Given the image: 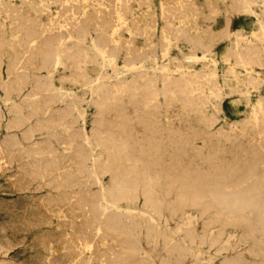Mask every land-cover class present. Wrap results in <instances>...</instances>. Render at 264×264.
Returning a JSON list of instances; mask_svg holds the SVG:
<instances>
[{"label": "rangeland", "instance_id": "rangeland-1", "mask_svg": "<svg viewBox=\"0 0 264 264\" xmlns=\"http://www.w3.org/2000/svg\"><path fill=\"white\" fill-rule=\"evenodd\" d=\"M52 1L0 0V264H264V112L254 119L257 105L264 104L263 0H247L237 13L230 0ZM116 9L123 11L124 22L117 21ZM115 26L118 55L114 65H104L90 44ZM46 41L53 50L64 47L58 64L45 60ZM203 55L204 60L193 59ZM131 60L146 69L123 72ZM101 74L97 90L93 80ZM184 79L193 81L197 92H179L175 85ZM112 84L120 85L123 95L111 94ZM122 99L132 101V113L116 112L103 121L101 103L109 113ZM190 137L192 146L173 144ZM160 142L156 153L151 144ZM101 186L108 206L99 200ZM178 186L196 193L200 203H180ZM232 196L253 205L230 211L224 199Z\"/></svg>", "mask_w": 264, "mask_h": 264}, {"label": "bare ground", "instance_id": "bare-ground-1", "mask_svg": "<svg viewBox=\"0 0 264 264\" xmlns=\"http://www.w3.org/2000/svg\"><path fill=\"white\" fill-rule=\"evenodd\" d=\"M44 1V0H43ZM49 1V0H48ZM54 1V0H53ZM52 1V2H53ZM67 1V0H66ZM77 1V0H76ZM102 1V0H101ZM125 0H123L120 4H122L123 2H124ZM127 1V0H126ZM131 1V0H130ZM135 1V0H134ZM137 1V0H136ZM172 1V0H171ZM176 1V0H175ZM181 1V0H180ZM187 1V0H186ZM191 1H193V0H191ZM206 1V0H205ZM220 1V0H219ZM231 1V3H232V12L233 13H237V12H239L240 11V9H242V8H244L245 6H246V4H247V0H230ZM30 2V1H29ZM68 2V1H67ZM98 2V1H97ZM106 2V1H105ZM112 2V1H111ZM159 2V1H158ZM166 2V1H165ZM178 2V1H177ZM189 2V1H188ZM210 2V1H209ZM263 2H264V0H263ZM39 3H41V2H39ZM61 3V2H60ZM170 3V2H169ZM183 3V2H182ZM187 3V2H186ZM192 3V2H191ZM191 3L189 2V4L191 5ZM217 3V2H216ZM47 4V3H46ZM111 4V3H110ZM116 4V3H115ZM118 4V3H117ZM168 4V3H167ZM171 4V3H170ZM173 4V3H172ZM177 4V3H176ZM195 4V3H194ZM212 5H213V3H211ZM40 5V4H39ZM62 5V4H61ZM128 5H129V3H128ZM173 5H175V4H173ZM173 5H172V7H173ZM216 5V4H215ZM214 5V6H215ZM264 5V4H263ZM262 5V6H263ZM64 6H66V5H64ZM75 6V5H74ZM79 6V5H78ZM77 6V7H78ZM101 6H103V5H101ZM119 6V5H118ZM117 6V7H118ZM125 6V5H124ZM123 6V7H124ZM131 6V5H130ZM139 6V5H138ZM178 6H179V4H178ZM192 6H193V4H192ZM207 6H209V3H207ZM216 6H218V5H216ZM70 7V6H69ZM114 7V6H113ZM122 7V6H121ZM129 7V6H128ZM162 7V6H161ZM181 7V6H180ZM210 7V6H209ZM213 7V6H212ZM59 8H61V7H59ZM58 8V9H59ZM71 8V7H70ZM82 8V7H81ZM89 8V7H88ZM141 8V7H140ZM183 8H187V7H185V5L183 6ZM190 8H192V7H190ZM197 8H198V6H197ZM196 8V9H197ZM203 8V7H202ZM201 8V10H203ZM218 8V7H217ZM226 8H228V6H226ZM230 8V7H229ZM228 8V9H229ZM47 9V8H46ZM72 9V8H71ZM127 8L125 7V10H126ZM135 9V8H134ZM166 9H168V8H166ZM169 9H171V8H169ZM180 9V8H179ZM194 9V8H193ZM40 11H42V9H39ZM48 10V9H47ZM61 10V9H60ZM117 10V9H116ZM130 10V9H129ZM158 10H160V8L158 9ZM198 10V9H197ZM199 10H200V7H199ZM211 10V9H210ZM210 10L208 11V12H210ZM215 10V9H214ZM213 10V11H214ZM30 11V10H29ZM133 11V10H132ZM142 11V10H141ZM151 11V10H150ZM172 11V10H171ZM192 11H194V10H192ZM218 11V10H217ZM72 12V11H71ZM92 12H94L93 10H92ZM108 12V11H107ZM128 12V11H127ZM216 12V11H215ZM252 12V11H251ZM114 13V12H113ZM125 13V15H126V12H124ZM132 13V12H131ZM166 13V12H165ZM172 13V12H171ZM194 13V12H193ZM192 13V14H193ZM225 13V12H224ZM14 14V13H13ZM98 14V13H97ZM96 14V15H97ZM141 14V13H140ZM212 14H214V12L212 13ZM211 14V15H212ZM218 14V13H217ZM216 14V15H217ZM37 15V14H36ZM82 15V14H81ZM95 15V14H94ZM101 15H102V13H101ZM105 15H106V13H105ZM116 18H117V21H121V22H124V18H123V11H122V14H121V12L119 11V10H117L116 11ZM195 15V14H194ZM224 15V14H223ZM254 15V14H253ZM65 16V15H64ZM68 16V15H67ZM76 16V15H75ZM74 16V17H75ZM134 16V15H133ZM150 16V15H149ZM178 16V15H177ZM184 16H185V14H184ZM202 16V15H201ZM200 16V17H201ZM208 16V15H207ZM210 16V15H209ZM215 16V15H214ZM214 16L212 17V20L214 19ZM51 17V16H50ZM108 17V16H107ZM125 17V16H124ZM131 17H132V15H131ZM135 17V16H134ZM80 18V17H79ZM96 18V17H95ZM94 18V19H95ZM101 18V17H100ZM130 18V17H129ZM138 18V17H137ZM141 18V17H140ZM161 18V17H160ZM180 18V17H179ZM179 18H177L178 20H179ZM206 18V17H205ZM233 18V17H232ZM2 19V18H1ZM12 19V18H11ZM54 19V18H53ZM109 19L111 20V18L109 17ZM133 19H135V18H133ZM151 19V18H150ZM149 19V20H150ZM154 19H155V17H154ZM196 19H197V17H196ZM202 19H204V17L202 18ZM207 19H209V18H207ZM211 19V18H210ZM224 19H225V17H224ZM26 20V19H25ZM96 20H98L99 21V17H97V19ZM102 20H103V18H102ZM113 20V19H112ZM142 20V19H141ZM177 20V21H178ZM201 20V19H200ZM215 20V19H214ZM52 21V20H51ZM129 21H131V20H129ZM148 21V20H147ZM146 21V22H147ZM152 21V20H151ZM154 21V20H153ZM160 21V20H159ZM163 21V20H162ZM166 21V20H165ZM193 21H194V19H193ZM216 21V20H215ZM42 22V21H41ZM70 22H72V21H70ZM113 22V21H112ZM116 22V21H115ZM114 22V23H115ZM145 22V21H144ZM167 22L169 23L170 22V20L168 21L167 20ZM195 22V21H194ZM202 22V21H201ZM228 22V21H227ZM77 23V22H76ZM90 23V22H89ZM102 23H104V22H102ZM135 23H137V22H135ZM139 23H141V22H139ZM150 23V22H149ZM151 23H154V22H151ZM161 23V22H160ZM203 23H204V21H203ZM209 23V22H208ZM212 23V22H211ZM20 24V23H19ZM32 24V23H31ZM56 24V23H55ZM86 24H88V23H86ZM109 24V23H108ZM155 24V23H154ZM214 24V23H213ZM230 24H231V21H230ZM260 24V29H261V34H259V36L261 35V37L263 38V40H264V27L262 26V24L261 23H259ZM167 24H165L164 25V28H165V26H166ZM56 26V25H55ZM60 26V25H59ZM65 26H67V25H65ZM94 26V25H93ZM96 26V25H95ZM99 26V25H98ZM124 26V25H123ZM135 26H137L136 24H135ZM142 26H144V25H142ZM142 26H139L140 28L142 27ZM146 26V25H145ZM74 27V26H73ZM72 27V28H73ZM147 27V26H146ZM154 27H155V25H154ZM161 27V26H160ZM168 28H169V26H167ZM166 27V28H167ZM193 27V26H192ZM197 27H199V25L197 26ZM208 27V26H207ZM14 28H16V27H14ZM112 28V27H111ZM135 28H137V27H135ZM134 28V29H135ZM175 28V27H174ZM188 28H190V27H188ZM46 29V28H45ZM59 29V28H58ZM63 29V28H62ZM65 29V28H64ZM129 29V28H128ZM197 29V28H196ZM52 30V29H51ZM67 30V29H66ZM99 30V29H98ZM117 27L115 26L112 30H111V33L109 34V35H105V34H102V35H100L99 37H98V39H96V40H94V41H92L91 42V44H90V46H91V48L93 49V51L95 52V54L100 58V60H101V62H102V64H104V65H106V64H108V65H114L115 64V59L117 58V55H118V51H117V47H116V42H115V35H116V33H117ZM141 30V29H140ZM170 30V29H169ZM60 31H61V29H60ZM65 31V30H64ZM161 31V30H160ZM159 31V32H160ZM170 31H172V29L170 30ZM208 31H209V29H208ZM220 31H221V29H220ZM46 32V31H45ZM47 32H49V30L47 31ZM72 32V31H71ZM125 32V31H124ZM123 31H122V33H124ZM133 32V31H132ZM151 32V31H150ZM155 32V31H154ZM210 32H212L211 30H210ZM210 32H209V34H210ZM217 32H219V31H217ZM228 32H230L229 30H228ZM227 32V33H228ZM237 32V31H236ZM67 33V32H66ZM120 33V32H119ZM126 33H128V32H126ZM170 33V32H169ZM191 33V32H190ZM201 33V32H200ZM207 33V32H206ZM225 33V32H224ZM259 33H260V31H259ZM61 34V33H60ZM146 34H147V32H146ZM164 34H165V32H164ZM171 34V33H170ZM214 34H216V31L214 32ZM219 34H221V32H219ZM151 35V34H150ZM160 35H162V34H160ZM193 35V34H192ZM204 35V34H203ZM218 35V34H217ZM221 35H223V34H221ZM221 35H219L220 37H224V36H221ZM49 36V35H48ZM162 36H164V35H162ZM170 36V35H169ZM229 36V35H228ZM61 37V36H60ZM68 37H69V35H68ZM72 37V36H71ZM159 37V36H158ZM210 37V36H209ZM40 38V37H39ZM146 38V37H145ZM174 38H176V37H174ZM214 38H216V37H214ZM237 38V37H236ZM243 38V37H242ZM38 39V36H35V37H33L32 39H31V41H30V43H31V46L33 47V46H35L36 45V40ZM42 39H43V37H42ZM46 39H47V37H46ZM73 39V38H72ZM129 39V38H128ZM159 39V38H158ZM195 39V38H194ZM204 39V38H203ZM226 39V38H225ZM240 39V38H239ZM238 39V40H239ZM44 40V39H43ZM75 40V39H74ZM237 40V39H236ZM241 40V39H240ZM156 41H158L157 40V38H156ZM203 41V40H202ZM202 41H200V40H198L197 39V43L199 44V45H203L202 44ZM220 41V40H219ZM225 41V40H224ZM242 41V40H241ZM244 41H245V39H244ZM60 42V41H59ZM146 41H144V43H145ZM161 42V41H160ZM211 42V41H210ZM217 42V41H216ZM223 42V41H222ZM154 43V42H153ZM156 43V42H155ZM252 43V42H251ZM255 43V42H254ZM129 44V43H128ZM143 44V43H142ZM157 44V43H156ZM156 44H155V46H156ZM160 44H162V43H160ZM248 44V43H247ZM56 45V44H55ZM62 45V44H61ZM125 45V44H124ZM123 45V46H124ZM207 45V44H206ZM253 45V44H252ZM160 46V45H159ZM43 47V46H42ZM44 47H45V50H44V58H45V60H48V61H50V62H53L54 63V65L55 64H58L59 62H60V60H61V57H62V55L64 54V47H62V46H60V47H57L56 49H52L51 48V44H50V41L48 42V41H46L45 43H44ZM250 46H249V48H246V46H245V49H244V47H243V49H244V51L247 53V54H249V50H250ZM262 48V47H261ZM249 49V50H248ZM140 50V49H139ZM206 50H208V49H206ZM248 50V51H247ZM263 50V49H262ZM28 51H29V48H28ZM153 51V50H152ZM152 51H150V52H152ZM234 51L236 52V54L238 55V56H240L241 57V54H242V52H243V50H242V47H241V45H240V43H239V41H236L235 42V44H234ZM133 52V51H132ZM137 52V51H136ZM159 52V51H158ZM235 52H233V53H235ZM260 52V51H259ZM258 52V53H259ZM264 52V51H263ZM29 53V52H28ZM135 53V52H134ZM134 53L132 54V56L134 55ZM153 53V52H152ZM160 53V52H159ZM251 53V52H250ZM23 54V53H22ZM123 54V53H122ZM253 54H254V51H253ZM253 54L251 53V56H253ZM260 54V53H259ZM263 54V53H262ZM142 55V54H141ZM140 55V56H141ZM25 56V55H24ZM130 56V55H129ZM144 56V55H143ZM154 56V55H153ZM152 56V57H153ZM231 56V55H230ZM257 56V55H256ZM30 57V56H29ZM134 57V56H133ZM139 57V56H138ZM236 57V56H235ZM262 57V56H261ZM124 58H126L125 56H124ZM239 58V57H238ZM248 58H249V55H248ZM247 58V59H248ZM20 59H22V58H20ZM130 59V58H129ZM193 59H201V60H204L205 59V56L203 55L202 57H198V56H195V57H193ZM250 59V58H249ZM248 59V60H249ZM42 60V59H41ZM128 60V59H127ZM134 60V59H133ZM135 60H137V59H135ZM245 60V59H244ZM243 60V61H244ZM23 61V60H22ZM239 61H240V58H239ZM246 61V60H245ZM216 62V61H215ZM241 62V61H240ZM248 62V61H247ZM261 62V61H260ZM264 62V61H263ZM10 63V62H9ZM77 63V62H76ZM124 63V62H123ZM249 63V62H248ZM19 64V63H18ZM26 64V63H25ZM78 64V63H77ZM236 64V63H235ZM238 64V63H237ZM245 64H246V62H245ZM250 64V63H249ZM39 65H41V63L39 64ZM157 65V64H156ZM241 65V64H240ZM17 66H19V65H17ZM243 66V65H242ZM246 66H248V65H246ZM245 66V67H246ZM156 67V66H155ZM252 67V65L250 66V68ZM262 67H264V66H262ZM244 68V67H243ZM146 69V66H145V63H143L142 61H139V62H135V61H130L128 64H126L125 66H124V68H123V72H129V73H138V74H140V73H142L144 70ZM155 70L157 69V67L156 68H154ZM5 70V69H4ZM102 70V69H101ZM150 70V69H149ZM211 72H209V73H212L213 71L212 70H210ZM14 72V71H13ZM26 72H28V71H26ZM45 72V71H44ZM154 72V71H153ZM156 72V71H155ZM159 72V71H158ZM204 72V71H203ZM207 72H208V70H207ZM160 73H162L161 71H160ZM163 73H165V71L163 72ZM184 73V71L182 70V74ZM166 74V73H165ZM182 74H180V75H182ZM194 74V73H193ZM6 75V74H5ZM11 75V74H10ZM162 75V74H161ZM184 75V74H183ZM182 75V76H183ZM204 75V74H203ZM46 76V75H45ZM108 76V75H107ZM151 76V75H150ZM163 76H166V75H163ZM206 76V75H205ZM248 76V75H247ZM246 76V77H247ZM251 76V75H250ZM153 76H151V78H152ZM183 77H185V76H183ZM182 77V78H183ZM249 77V76H248ZM247 77V78H248ZM146 78V77H145ZM162 78H164V77H162ZM250 79L252 78V77H249ZM254 78V77H253ZM104 79V76L101 74V75H99L98 77H96L94 80H93V82H94V86H96V88H97V90L100 88V84H101V81ZM159 79H161V78H159ZM181 79V78H180ZM162 80V79H161ZM168 80V78L166 79V81ZM237 80V79H236ZM254 80H256V81H258L257 79H254ZM214 81H215V79H214ZM246 81H247V79H246ZM250 81V80H249ZM92 82V83H93ZM193 82V81H192ZM191 81H189V80H187V79H184L183 80V82H181V83H179V84H176L175 85V87H176V89L179 91V92H181V93H184V94H186V95H188L189 93H191V92H193L194 90H195V88H194V84L192 83ZM161 83V82H160ZM165 83H168V81L167 82H165ZM175 83V82H174ZM197 83H199V82H197ZM252 83V82H251ZM152 84V83H151ZM113 85V84H112ZM197 85V84H196ZM199 85V84H198ZM248 85V84H247ZM251 86V85H250ZM200 87V86H199ZM252 87H253V85H252ZM25 88V87H24ZM253 89V88H252ZM201 90H202V88H201ZM217 91H218V89H216ZM124 91H122V89H121V86L120 85H117V84H115V85H113L112 86V91H111V94H122ZM195 92H197L196 90H195ZM199 92V91H198ZM202 94H203V91L201 92ZM200 93V94H201ZM221 93V92H220ZM228 93H230V92H228ZM232 93V92H231ZM199 94V95H200ZM218 94V93H217ZM123 95V94H122ZM199 95H198V97H199ZM208 95V94H207ZM211 95V94H210ZM209 95V96H210ZM115 96V95H114ZM180 96V95H179ZM183 96V95H182ZM192 96V95H191ZM191 96H189V97H191ZM197 96V95H196ZM37 97V96H36ZM181 97V96H180ZM184 97V96H183ZM193 97V96H192ZM203 97V96H202ZM206 97V96H205ZM205 97H203V100H204V98ZM30 98H32V97H30ZM29 98V99H30ZM123 98V97H122ZM172 98V97H171ZM186 98H188V96L186 97ZM22 99V98H21ZM184 99H185V97H184ZM194 99V98H193ZM113 100V99H112ZM260 101V100H259ZM155 102V101H154ZM202 102V101H201ZM144 103V106L146 105V104H148V102H143ZM142 103V104H143ZM20 104V103H19ZM150 104V103H149ZM188 104L189 105H191V106H195L196 104L193 102V101H189L188 102ZM256 104V103H255ZM101 106H104L103 107V111L101 112V114L103 115V121H105V119H107L108 117H111V116H113V115H115V113L116 112H120V113H124V114H126V113H130L132 110H133V103H132V101H129V100H127V99H122V100H116L114 103H113V105L112 106H114V109L111 111V112H109V113H105L104 112V110L106 109L105 107L107 106V104L105 103V102H103V103H101ZM147 106V105H146ZM188 106V105H187ZM144 108V107H143ZM214 109V108H213ZM254 109V108H253ZM136 110V109H135ZM204 110H206L205 108H204ZM108 112V111H107ZM264 112V104L263 103H259L258 105H257V108H256V110H255V112H254V119L255 120H257V114L258 113H263ZM5 113H6V111H5ZM132 113V112H131ZM210 114V113H209ZM212 115V114H211ZM211 115H209V116H211ZM261 115V114H260ZM133 116V115H132ZM263 116V115H262ZM253 117V116H252ZM98 118V117H97ZM215 118V117H214ZM111 119V118H110ZM109 119V120H110ZM211 119H212V117H211ZM247 119V118H246ZM253 119V118H252ZM100 120V119H99ZM102 121V122H103ZM224 121V120H223ZM254 121V120H253ZM82 122V121H81ZM262 122V121H261ZM103 124V123H102ZM101 124V125H102ZM245 124H247V123H245ZM256 124V123H255ZM98 125V124H97ZM97 125H94V126H96L97 127ZM104 125V124H103ZM134 125V124H133ZM230 125H232V124H230ZM99 126V125H98ZM136 126H139V124L138 125H136ZM239 126V125H238ZM256 126V125H255ZM262 126H263V124H262ZM261 126V127H262ZM95 127V128H96ZM135 127V126H134ZM240 127V126H239ZM12 128V127H11ZM235 128V127H234ZM107 130V129H106ZM160 130H161V128H160ZM192 130H194V129H192ZM217 130V129H216ZM240 130V129H239ZM195 131V130H194ZM241 131V130H240ZM261 131H262V129H261ZM83 132H84V130H83ZM199 132V131H198ZM211 132V131H210ZM222 132V131H221ZM223 132L225 133V131L223 130ZM59 133V132H58ZM85 133V132H84ZM245 133V132H244ZM247 134H248V132H246ZM259 133V132H258ZM264 133V132H263ZM86 134V133H85ZM236 134V133H235ZM7 135V134H6ZM66 135V134H65ZM69 135V134H68ZM249 135V134H248ZM261 135H263V134H261ZM4 136V135H3ZM2 136V137H3ZM106 136V135H105ZM105 136H102V135H100V138L101 139H103V137H105ZM121 135H119V137H120ZM214 136V135H213ZM216 136V135H215ZM68 137V136H67ZM234 137H236V135L234 136ZM253 137V136H252ZM252 137H251V139H252ZM258 137V136H257ZM5 138H8V140H9V138L10 137H8V135L5 137ZM4 138V139H5ZM15 138V137H14ZM70 138V137H69ZM84 138H85V140H86V142H87V145H90L91 144V141H90V139H89V137L88 136H84ZM108 138H114V136H112V135H110V136H108ZM141 138V137H140ZM215 138V137H214ZM67 139V138H66ZM117 139V138H116ZM119 139H121V138H119ZM217 139V138H216ZM249 139H250V136H249ZM1 140V139H0ZM6 140V139H5ZM68 140V139H67ZM70 140V139H69ZM195 140V139H194ZM236 140V139H235ZM253 140V139H252ZM255 140V139H254ZM263 140V139H262ZM10 141H11V139H10ZM14 140H12V142H13ZM78 141V140H77ZM70 142V141H69ZM140 142V141H139ZM217 142H218V139H217ZM7 143V142H6ZM15 143V142H14ZM71 143V142H70ZM235 143H237V142H235ZM245 143V142H244ZM263 143H264V140H263ZM1 144V143H0ZM64 144V143H63ZM62 144V145H63ZM66 144V143H65ZM173 144H176V146H178V147H180L182 144H186L187 146H192L193 145V138L192 137H190V138H187L186 140H183V141H179L178 143H173ZM246 144V143H245ZM257 144V143H256ZM3 145L5 146V144L3 143ZM67 145H68V142H67ZM260 145V144H259ZM12 146V145H11ZM11 146H10V148H11ZM21 146V145H20ZM59 146H61L60 144H59ZM58 146V147H59ZM69 146H70V144H69ZM220 146V145H219ZM1 147H2V145H1ZM90 147V146H89ZM254 147V146H253ZM260 147V146H259ZM264 147V146H263ZM5 148V147H4ZM151 148L156 152V153H158V152H160V150L163 148V146H162V143L160 142V143H152L151 144ZM256 148V147H255ZM19 149H20V147H19ZM73 149V148H72ZM194 149V148H193ZM231 149V148H230ZM8 150H10V149H8ZM18 150V149H17ZM17 150H16V152H17ZM27 150V149H26ZM47 150H48V148H47ZM250 150H252L251 148H250ZM12 151L13 150H11V152L10 153H12ZM196 151V150H195ZM262 151V150H261ZM6 152H9V151H6ZM181 152V151H180ZM258 152V151H257ZM263 152V151H262ZM2 153H3V151H2ZM5 153V152H4ZM251 153V152H250ZM264 153V152H263ZM6 154V153H5ZM179 154V153H178ZM181 154V153H180ZM4 155V154H3ZM7 155H8V153H7ZM11 155V154H10ZM13 155V154H12ZM15 155H17V154H15ZM145 155H146V151L145 150H141V152H140V160L141 161H144L145 160ZM249 155V154H248ZM1 156V155H0ZM4 156H6V155H4ZM236 156V155H235ZM12 157V156H11ZM10 157V158H11ZM26 157V156H25ZM7 158H9V157H7ZM17 158V157H16ZM74 158V157H73ZM264 158V157H263ZM13 159V158H12ZM20 159V158H19ZM34 159V158H33ZM222 159H224V158H222ZM2 160V159H1ZM10 160V159H9ZM8 160V161H9ZM40 160V159H39ZM90 160L92 161V163H93V166L95 167V157L94 156H92V155H90ZM14 161V160H13ZM21 161V160H20ZM30 161H31V159H30ZM1 162V161H0ZM6 162V161H5ZM10 162V161H9ZM8 162V164L7 165H9L10 163ZM229 162V161H228ZM235 162V161H234ZM13 163V162H12ZM21 164H22V162H21ZM28 164V163H27ZM53 164V163H52ZM17 165V164H16ZM33 165V164H32ZM252 165V164H251ZM11 166H13V165H11ZM21 166H23V165H21ZM18 167V166H17ZM13 168V167H12ZM26 168V167H25ZM21 169H22V167H21ZM23 169H24V167H23ZM27 170H28V168H26ZM245 169V168H244ZM10 170H12V169H10ZM16 170V169H15ZM19 170H20V167H19ZM246 170V169H245ZM249 170V169H248ZM25 170H23V172H24ZM35 171H38L39 172V170H36L35 169ZM230 171V170H229ZM27 172V171H26ZM29 172V171H28ZM51 172V171H50ZM95 172V171H94ZM243 172V171H242ZM245 173H247V172H245ZM11 174V173H10ZM13 174V173H12ZM20 174V173H19ZM25 174V173H24ZM206 174V173H205ZM2 175V174H1ZM14 175V174H13ZM195 175H197V174H195ZM202 175V174H201ZM247 175V174H246ZM245 175V176H246ZM27 176H29L28 174H27ZM38 176V175H37ZM54 176V175H53ZM19 177V176H18ZM26 177V176H25ZM24 177V178H25ZM32 177V176H31ZM34 177H35V179H36V176H35V174H34ZM33 177V178H34ZM55 177V176H54ZM200 177V176H199ZM7 178V177H6ZM181 178V177H180ZM232 178V177H231ZM26 179V178H25ZM25 179H23V180H25ZM38 179H40V178H38ZM43 179V178H42ZM239 179V178H238ZM37 180V179H36ZM52 180V179H51ZM60 180V179H59ZM1 181V180H0ZM6 181V180H5ZM233 181V180H232ZM32 182V181H31ZM30 182V183H31ZM21 183V182H20ZM22 183H23V181H22ZM57 183V182H56ZM236 183V182H235ZM29 184V183H28ZM27 184V185H28ZM39 184V183H38ZM15 185V184H14ZM26 185V188L28 187ZM41 185V184H40ZM48 185H50V184H48ZM214 185H216V184H214ZM16 186H17V184H16ZM30 186V185H29ZM38 186V185H37ZM209 186V185H208ZM207 186V187H208ZM212 186V185H211ZM35 187V186H34ZM50 187H51V185H50ZM260 187V186H259ZM22 189V188H21ZM61 189H62V187H61ZM2 190V189H1ZM27 190V189H26ZM33 190H34V188H33ZM77 190H78V188H77ZM28 191V190H27ZM62 191V190H61ZM87 191H88V189H87ZM22 192H23V190H22ZM157 192H159L158 190H157ZM30 193V192H29ZM63 193V192H62ZM107 192L105 191V189L101 186V193H100V196H99V200L101 201V202H104L105 204H106V206H108V201H107V199H106V196H107V194H106ZM250 193V192H249ZM248 193V194H249ZM16 194V193H15ZM26 194V193H25ZM66 194V193H65ZM64 194V195H65ZM19 195V194H18ZM24 195V194H23ZM32 195V194H31ZM44 195V194H43ZM51 195V194H50ZM49 195V196H50ZM53 195V194H52ZM57 195V194H56ZM59 195V194H58ZM86 195V194H85ZM41 196V195H40ZM76 196V195H75ZM112 196V195H111ZM2 197V196H1ZM4 197V196H3ZM11 197V196H10ZM113 197V196H112ZM53 197H51V199H52ZM64 198V197H63ZM69 198H70V196H69ZM6 199V198H5ZM15 199V198H14ZM48 199H50V197L48 198L47 197V199L46 200H48ZM57 198H55V200H56ZM61 199H62V197H61ZM74 199H76V198H74ZM78 199V198H77ZM86 199V198H85ZM177 199H178V201L180 202V203H184V202H190V203H192V204H194V205H198L199 203H200V199H199V197H198V195L196 194V193H192V194H187L184 190H183V188L181 187V186H178V188H177ZM53 200V199H52ZM58 200V199H57ZM89 200V199H88ZM13 201V200H12ZM11 201V202H12ZM70 201H71V199H70ZM70 201H68L69 203H72V202H70ZM33 202V201H32ZM46 202V201H45ZM58 202V201H57ZM224 202H225V205H226V207L231 211V210H234V209H237V207H241V206H243V205H253V203H252V201L251 200H238V197H227V198H225L224 199ZM47 203V202H46ZM67 203V202H66ZM74 203V202H73ZM87 203V202H86ZM42 204V203H41ZM48 204V203H47ZM75 204V203H74ZM73 204V205H74ZM58 205V204H57ZM71 205V204H70ZM110 205H112V204H110ZM202 204H200V206H201ZM205 205V204H204ZM36 206V205H35ZM43 206H45V205H43ZM52 206H53V204H52ZM61 206H63V204L61 205ZM69 206V205H68ZM72 206V205H71ZM70 206V207H71ZM193 206V205H192ZM220 206V205H219ZM32 207V206H31ZM47 207H50V206H47ZM46 207V208H47ZM107 208V207H106ZM193 208V207H192ZM197 208V207H196ZM218 208V207H217ZM222 208V207H221ZM255 208V207H254ZM33 209V208H32ZM64 209H65V206H64ZM68 209V208H67ZM73 209H75V208H73ZM31 210V209H30ZM76 210V209H75ZM22 212H23V210H21ZM65 211V210H64ZM13 212V211H12ZM62 212V211H61ZM74 213H75V211H73ZM104 212V211H103ZM134 212V211H133ZM141 212V211H140ZM14 213V212H13ZM17 213H20V212H17ZM27 213H28V211H27ZM31 213V212H30ZM66 213H68V212H66ZM77 213V212H76ZM87 213V212H86ZM3 214V213H2ZM7 214V213H6ZM52 214V213H51ZM71 214V213H70ZM78 214V213H77ZM90 214H91V210H90ZM104 214V213H103ZM8 215V214H7ZM69 215V214H68ZM68 215H66V216H68ZM74 215V214H73ZM72 215V216H73ZM81 215V214H80ZM229 215V214H228ZM6 216V215H5ZM15 216V215H14ZM25 216V215H24ZM30 216H32V215H30ZM75 216V215H74ZM78 216H79V214H78ZM10 217V216H9ZM17 217V216H16ZM71 217V216H70ZM83 217V216H82ZM87 217V216H86ZM92 217V216H91ZM11 218H13V217H11ZM22 218V217H21ZM32 218V217H31ZM31 218H29L30 220H31ZM44 218V217H43ZM231 218V217H230ZM32 219H34V218H32ZM46 219V218H45ZM90 219V218H89ZM92 219V218H91ZM3 220V219H2ZM14 220V219H13ZM22 220V219H21ZM61 220H63V219H61ZM81 220H85V219H83V218H81L80 219V221ZM115 220V219H114ZM27 221H28V219H27ZM37 221V220H36ZM35 220L34 221H32V222H36ZM51 221V220H50ZM79 221V220H78ZM214 221V220H213ZM225 221V220H224ZM235 221V220H234ZM37 222H39V221H37ZM48 222V221H47ZM56 222V221H55ZM64 222H66V221H64ZM223 222V221H222ZM229 222V221H228ZM1 223V222H0ZM28 223H30V222H28ZM67 223V222H66ZM82 223V222H81ZM84 223V222H83ZM83 223H82V225H83ZM101 223V222H100ZM170 223V222H169ZM233 223V222H232ZM32 224V223H31ZM56 224H57V222H56ZM68 224V223H67ZM72 224H73V222H72ZM158 224H159V222H158ZM161 224V223H160ZM167 224V223H166ZM172 224V223H171ZM224 224V223H223ZM38 225V224H37ZM44 225V224H43ZM75 226H76V224H74ZM79 225L81 226V224L79 223ZM3 226V225H2ZM35 226V225H34ZM65 226H67V225H65ZM75 226H74V228H75ZM79 226V227H80ZM88 226H89V224H88ZM5 227V226H4ZM3 227V228H4ZM31 227H32V225H31ZM83 228H84V226H82ZM97 227V226H96ZM2 228V227H1ZM8 228V227H7ZM10 228V227H9ZM38 228H39V226H38ZM37 228V229H38ZM62 228V227H61ZM73 228V229H74ZM99 228V227H98ZM12 229V228H11ZM23 229V228H22ZM47 229V228H46ZM55 229H56V227H55ZM67 229V228H66ZM80 229H81V227H80ZM85 229V228H84ZM34 230V229H33ZM60 230V229H59ZM63 230V229H62ZM75 230V229H74ZM225 230V229H224ZM50 231V230H49ZM72 231V230H71ZM92 231V230H91ZM95 231V230H94ZM3 232V231H2ZM13 232V231H12ZM19 232V231H18ZM22 232V231H21ZM44 232V231H43ZM47 232V231H46ZM62 232V231H61ZM75 232V231H74ZM88 232H90V231H88ZM107 232V231H106ZM9 233V232H8ZM64 233V232H63ZM78 233V232H77ZM93 233V232H92ZM47 234V233H46ZM66 234V233H65ZM64 234V235H65ZM69 234V233H68ZM74 234L75 233H73L72 232V235L74 236ZM86 234V233H85ZM91 234V233H90ZM98 234V233H97ZM11 235V234H10ZM16 235H17V233H16ZM71 235V234H70ZM71 235V236H72ZM77 235V234H76ZM14 236H15V234H14ZM25 236H26V234H25ZM37 236V235H36ZM57 236V235H56ZM87 236V235H86ZM90 236H92V235H90ZM93 236H94V234H93ZM12 237H13V234H12ZM82 237V236H81ZM88 237H89V235H88ZM102 237V236H101ZM10 238H11V236H10ZM17 238V237H16ZM21 238V237H20ZM19 238V239H20ZM27 238V237H26ZM35 238V237H34ZM33 238V239H34ZM37 239H38V237H36ZM74 238V237H73ZM72 238V239H73ZM76 238V237H75ZM77 238H80V237H77ZM93 237H91L90 238V240L92 239ZM114 238V237H113ZM243 238V237H242ZM4 239V238H3ZM13 239H15V238H13ZM18 239V240H19ZM25 239V238H24ZM23 239V240H24ZM57 239V238H56ZM86 239V238H85ZM94 239V238H93ZM95 239H96V237H95ZM97 239H99L98 237H97ZM101 239V238H100ZM256 239V238H255ZM76 240V239H75ZM74 240V241H75ZM123 240V239H122ZM16 241V240H15ZM20 241V240H19ZM74 241H73V243H74ZM92 241V240H91ZM94 241H96V240H94ZM109 241H110V239H109ZM146 241V240H145ZM5 242H6V240H5ZM60 242V241H59ZM67 242V241H66ZM81 242V241H80ZM93 242V241H92ZM103 242V241H102ZM116 242V241H115ZM136 242V241H135ZM33 243H34V240H33ZM61 243V242H60ZM70 243V242H69ZM76 243H77V241H76ZM75 243V244H76ZM87 243V242H86ZM85 243V244H86ZM97 243V242H96ZM146 243V242H145ZM199 243V242H198ZM2 244H4V243H2ZM35 244V243H34ZM44 243H42V245H43ZM74 244V245H75ZM100 244V243H99ZM114 244V243H113ZM7 245V244H6ZM33 245V244H32ZM48 245H50V244H47V246ZM70 245V244H69ZM82 245V244H81ZM80 245V246H81ZM93 245V244H92ZM118 245V244H117ZM122 245V244H121ZM8 246V245H7ZM25 246V245H24ZM31 246V245H30ZM36 247H37V245H35ZM77 246V245H76ZM76 246H75V248H76ZM94 246V245H93ZM102 245H100V247H101ZM149 246V245H148ZM29 247V246H28ZM95 247V246H94ZM238 247V246H237ZM236 246H235V248H237ZM253 247V246H252ZM10 248V247H9ZM31 248H32V246H31ZM23 249V248H22ZM29 249V248H28ZM36 249V248H35ZM39 249V248H38ZM42 249V248H41ZM46 249V248H45ZM90 249V248H89ZM94 249V248H93ZM25 250V249H24ZM31 250V249H30ZM63 250V249H62ZM76 250V249H75ZM81 250V249H80ZM79 250V251H80ZM120 250V249H119ZM118 250V251H119ZM184 250V249H183ZM5 251V250H4ZM70 251H72V250H70ZM69 251V252H70ZM78 251V252H79ZM87 251V250H86ZM93 251V250H92ZM186 251V250H185ZM23 252H25V251H23ZM55 252V251H54ZM64 252V251H63ZM83 252V251H82ZM90 252V251H89ZM106 252V251H105ZM188 252V251H187ZM254 252V251H253ZM16 253H19V252H16ZM22 253V252H21ZM39 253V252H38ZM60 253V252H59ZM68 253V252H67ZM95 253V252H94ZM139 253V252H138ZM25 254V253H24ZM37 254V253H36ZM41 254V253H40ZM56 254V253H55ZM65 254V253H64ZM73 254V253H72ZM80 254V253H79ZM96 254V253H95ZM15 255V254H14ZM31 255V254H30ZM39 255V254H38ZM37 255V256H38ZM58 255V254H57ZM68 255V254H67ZM75 255H77V254H75ZM90 255V254H89ZM94 255V254H93ZM93 255H91V256H93ZM182 255V254H181ZM184 255V254H183ZM16 256V255H15ZM18 256V255H17ZM53 256V255H52ZM70 256V255H69ZM78 256V255H77ZM97 256V255H96ZM95 255H94V257H96ZM105 256V255H104ZM32 257V256H31ZM63 255H62V259H63ZM68 257V256H67ZM79 257V256H78ZM83 257V256H82ZM89 257V256H88ZM164 257V256H163ZM162 257V258H163ZM185 257H186V255H185ZM38 258V257H37ZM44 258V257H43ZM56 258V257H55ZM86 258V257H85ZM126 258V257H125ZM28 259V258H27ZM31 259V258H30ZM33 259H35V257L33 258ZM59 259V258H58ZM57 259V260H58ZM68 259V258H67ZM66 259V260H67ZM71 259H72V257H71ZM83 258H81V260H82ZM94 259V258H93ZM93 259H91V261L93 260ZM101 259V258H100ZM117 259V258H116ZM47 260V259H46ZM54 260V259H53ZM52 260V261H53ZM61 260V259H60ZM74 260H75V258H74ZM94 260H96V258L94 259ZM22 261H24V260H22ZM28 261V260H27ZM32 261V260H31ZM47 261H49V259L47 260ZM51 261V262H52ZM64 261V260H63ZM85 261H86V259H85ZM123 261V260H122ZM168 261V260H167ZM172 261V260H171ZM36 262V261H35ZM42 262H44V261H42ZM62 262V261H61ZM66 262V261H65ZM64 262V263H65ZM69 262V261H68ZM67 262V263H68ZM109 262V261H108ZM23 263V262H22ZM33 263V262H32ZM52 263H54V262H52ZM59 263V262H58ZM57 263V264H58ZM85 263V262H84ZM146 263V262H145ZM19 264V263H18ZM34 264V263H33ZM37 264V263H36ZM61 264V263H60ZM83 264V263H82ZM101 264V263H100ZM106 264V263H105ZM115 264H117V263H115Z\"/></svg>", "mask_w": 264, "mask_h": 264}]
</instances>
